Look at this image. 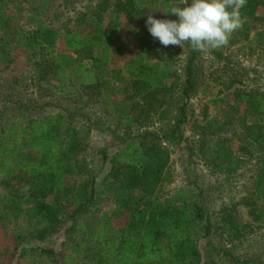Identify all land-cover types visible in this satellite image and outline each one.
<instances>
[{
  "label": "trees",
  "instance_id": "trees-1",
  "mask_svg": "<svg viewBox=\"0 0 264 264\" xmlns=\"http://www.w3.org/2000/svg\"><path fill=\"white\" fill-rule=\"evenodd\" d=\"M143 1L146 6L139 7L136 0H100L58 29L39 24L43 5L28 9L16 0H0V66L25 58L33 65L27 87L36 94L46 96L52 89L66 98L92 97L87 103L100 104L104 115L116 120L119 148L109 155L102 150L110 163L102 187L116 205L109 216L124 219L116 227L105 214L99 227L80 222L83 214L100 209L95 205L96 179L84 157L86 135L69 125L72 112L66 108L34 119L24 115L30 107L2 100L1 119L11 110L23 115L0 120V259L16 257L19 264L31 252L54 257L52 249L28 244L47 239L68 222L66 231L79 232V240L56 264H70L75 257L84 264H264L215 247L220 236L233 242L248 234L252 224L264 227V93L240 88L228 72L215 77L224 115L212 117L205 108L192 130L191 154L196 152L214 169L237 172L253 164V195L222 207L214 222L192 191L162 192L169 147L188 143L183 125L189 101L202 92L205 77L196 72L197 51L186 45L182 59L179 46L164 47L146 27L148 14L178 19L163 13L174 3ZM240 11L243 26L226 46L247 42L264 59V0H247ZM105 15L122 27L118 37L127 40L114 42L111 35L99 34ZM30 24L36 27L30 29ZM123 51L129 55L119 63ZM210 53L229 62L216 49ZM232 120L241 134L236 149L230 142L234 134L225 132ZM239 207L250 223L238 224ZM12 222H25V227L10 234L4 226ZM7 237L12 247H6ZM200 239H207L203 251Z\"/></svg>",
  "mask_w": 264,
  "mask_h": 264
},
{
  "label": "rangeland",
  "instance_id": "rangeland-1",
  "mask_svg": "<svg viewBox=\"0 0 264 264\" xmlns=\"http://www.w3.org/2000/svg\"><path fill=\"white\" fill-rule=\"evenodd\" d=\"M16 1L21 2L28 9L43 5L45 9L37 17V20L39 22L41 21V23H38L45 27L62 29L63 25H70L69 21L77 14L84 12L87 6H92L100 0ZM171 2L179 3L180 0H171ZM146 3L143 0H136V4L139 7L146 6ZM114 21L112 16L105 15L100 26L99 34L111 35L114 42L119 39L127 40L121 34L118 37V32L122 31V27L114 24ZM34 25L30 24L27 27L33 29V27H36ZM133 41L131 40L130 42L133 43ZM248 46L249 44L247 42L238 41L234 46L228 45L216 49L223 57L228 58L229 62L227 60L217 61L210 51L207 54L198 52L196 72L205 78L204 84L199 86L202 92L192 95L189 101L188 119L185 125H183V134L188 139V143L170 145L169 147L171 150L170 166L164 176L162 192H170L176 189L192 191L194 195H197L198 203L206 208L214 222L217 221L216 219H218L222 207L231 206L237 201L248 199L253 195L254 188L251 179L252 174L250 172L253 164L249 168L242 167L237 172H230L225 169L221 171L214 169L211 165L201 160L196 152L191 154V149H193L195 141L192 130L201 120L202 111L205 108L208 109V113L212 117L219 118L224 115L223 112L220 113L224 102L219 99L222 96L218 94L220 87L216 84L215 77L219 75L224 77V75L226 76V72H228L237 78V84L240 88L256 89L264 93V59L259 57V53L256 50L248 49ZM181 50V58L183 59L186 56V48L184 50L181 48ZM124 55H129V51L127 53L122 52V56L117 58L119 63L124 61ZM32 73L33 65L31 62H26L25 58L16 59L8 68H4L1 65L0 101L8 100L9 104H13L15 107H30L29 110L24 112V115H28L34 119H42L49 115L64 113L63 109L66 108L69 112H72L74 119L71 120L69 125L86 135L87 147L84 157L87 161L88 168L93 172L96 179L95 205L100 209V211L96 210V212L83 214L80 217V222L85 226L99 227L102 220L101 216L105 214L110 225L113 227L121 225L124 222L123 218L116 219L109 216L116 205L105 197L102 187L106 173L110 170L108 158H102V150H106L109 155L119 148V141L115 137L120 136L121 132L117 128L116 120L111 115H104V108L100 104L94 103L93 100L87 103V98L92 97L85 96L83 98H77L75 95L66 98L60 93H54L52 89L46 96H42L40 93L36 94L32 86L27 87L30 83L29 77ZM51 94L52 96H50ZM218 96L219 98H216ZM2 106L0 104V109ZM14 115L22 117L23 114L18 112L12 113L11 110L4 113L3 118H0V120L14 118ZM222 120H220L219 124H221ZM232 122V124L226 126L225 132L230 130L229 132L234 134L233 140H230V142L233 148L236 149L240 145L239 139L241 134L237 126H234L235 122L233 120ZM252 163L254 162L252 161ZM239 211L242 217L238 224L241 225L244 222L250 223V220L243 214L241 207H239ZM69 225L68 222L64 223L59 226V231L54 235L43 241L33 240L28 244L29 247L52 249L55 252L54 257L40 254L39 252H31L25 259L20 260L19 264H56L55 260H61L63 256L68 255L71 246L76 240H79V232L70 234L66 231ZM4 227L11 234V229H22L25 227V222H12L5 224ZM213 237L214 235H212ZM4 243L6 247L7 245L10 247L13 246L12 239H9V237L6 238ZM206 243L207 239L199 240L198 245L201 251L206 248ZM215 247L230 250L240 260L253 259L263 262L264 227L252 224L251 231L248 234L233 242H228L225 236H220L216 239ZM218 259L223 260L220 257ZM224 260L226 261V259ZM0 263L18 264V261L16 257L10 260L9 256L5 255L1 257ZM84 263L82 258L75 257L70 264Z\"/></svg>",
  "mask_w": 264,
  "mask_h": 264
},
{
  "label": "clouds",
  "instance_id": "clouds-1",
  "mask_svg": "<svg viewBox=\"0 0 264 264\" xmlns=\"http://www.w3.org/2000/svg\"><path fill=\"white\" fill-rule=\"evenodd\" d=\"M247 0H180L170 4L169 13L178 19H156L147 15L146 27L161 45L189 46L207 54L229 43L231 35L242 28L241 9ZM183 5V7H181Z\"/></svg>",
  "mask_w": 264,
  "mask_h": 264
}]
</instances>
